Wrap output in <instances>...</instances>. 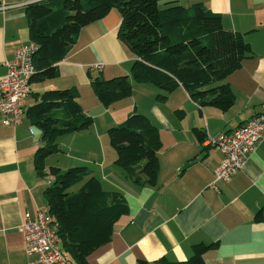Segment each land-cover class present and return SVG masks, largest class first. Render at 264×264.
I'll use <instances>...</instances> for the list:
<instances>
[{
  "label": "crops",
  "instance_id": "crops-1",
  "mask_svg": "<svg viewBox=\"0 0 264 264\" xmlns=\"http://www.w3.org/2000/svg\"><path fill=\"white\" fill-rule=\"evenodd\" d=\"M170 1L183 7L202 4L220 15L223 29L241 34L248 44L250 52L241 66L211 85H228L233 104L226 111L199 107L181 87L162 93L151 84L132 81L133 58L116 38L115 9L81 28L71 49L55 64L54 77L32 76L21 123L4 126L0 113V264H28L20 225L26 216L45 211L42 190L52 181L45 176L47 168L73 166L86 167L103 191L119 193L127 204V213L112 226L110 240L86 257L87 264L185 261L199 243H216L203 255V264H264V225L254 220L264 205V144L227 183L211 186L212 171L221 160L211 142L257 114L264 98V0H161L160 5ZM0 4L9 6L0 11L2 76L4 62L12 59L15 49L32 42L25 1L0 0ZM95 64L101 68L91 69ZM120 75L129 78V96L101 105L89 77L106 80ZM68 88L75 89L76 102L92 124L87 130L56 137L58 151L44 159L43 172L37 175L32 158L42 141L27 109L44 91ZM132 113L149 120L161 143L151 186L133 182L114 163L115 152L107 139V129ZM194 131L202 133L203 142L196 140Z\"/></svg>",
  "mask_w": 264,
  "mask_h": 264
},
{
  "label": "trees",
  "instance_id": "trees-1",
  "mask_svg": "<svg viewBox=\"0 0 264 264\" xmlns=\"http://www.w3.org/2000/svg\"><path fill=\"white\" fill-rule=\"evenodd\" d=\"M23 1L27 36L36 46L33 65L37 76L54 77L55 64L71 49L80 29L116 9V38L132 55V81L151 84L162 93L181 87L199 107L226 111L233 104L228 85H211L241 66L249 46L241 34L223 29L220 15L200 3L183 7L172 1L160 5L161 0ZM89 84L105 107L131 91L126 75L106 80L89 77ZM76 97L72 88L47 90L27 109L29 122L37 127L42 141L32 158L37 175L43 172L44 159L58 151L56 137L87 130L92 124ZM194 133L196 140L203 142L202 133ZM106 135L115 152L114 163L133 182L154 185L161 143L149 120L132 113L107 129ZM46 174L52 181L43 188L42 196L45 211L56 225L60 249L74 264H87L86 257L110 240L113 224L127 213L126 201L117 192L103 191L84 166L65 171L49 167ZM254 220L264 225V205ZM215 247L216 243L195 244L185 261L138 259L135 264H203V255Z\"/></svg>",
  "mask_w": 264,
  "mask_h": 264
},
{
  "label": "built area",
  "instance_id": "built-area-1",
  "mask_svg": "<svg viewBox=\"0 0 264 264\" xmlns=\"http://www.w3.org/2000/svg\"><path fill=\"white\" fill-rule=\"evenodd\" d=\"M9 6L0 4V11ZM36 46L29 43L17 47L11 60L4 62L5 74L0 76L1 124L18 126L24 116L22 103L29 97V84L35 73L33 57ZM91 69H100L95 64ZM221 154L220 162L212 171L211 186L227 183L245 164L260 144H264V98L257 114L231 131L222 133L211 142ZM28 264H72L59 249L56 225L46 211H36L33 218L26 216L20 225Z\"/></svg>",
  "mask_w": 264,
  "mask_h": 264
},
{
  "label": "rangeland",
  "instance_id": "rangeland-1",
  "mask_svg": "<svg viewBox=\"0 0 264 264\" xmlns=\"http://www.w3.org/2000/svg\"><path fill=\"white\" fill-rule=\"evenodd\" d=\"M116 10V9H115ZM117 11V10H116ZM54 158V157H53ZM54 160V159H52ZM66 170V169H65ZM65 170H61V171H65ZM46 177H48V175H45ZM45 180V178H43V181ZM72 263L74 264V262L72 261Z\"/></svg>",
  "mask_w": 264,
  "mask_h": 264
}]
</instances>
